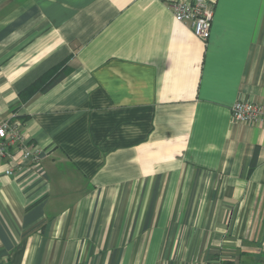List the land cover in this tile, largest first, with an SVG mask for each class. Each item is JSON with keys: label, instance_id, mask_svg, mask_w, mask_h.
Listing matches in <instances>:
<instances>
[{"label": "crops", "instance_id": "1", "mask_svg": "<svg viewBox=\"0 0 264 264\" xmlns=\"http://www.w3.org/2000/svg\"><path fill=\"white\" fill-rule=\"evenodd\" d=\"M168 1L0 0V264H264V0Z\"/></svg>", "mask_w": 264, "mask_h": 264}, {"label": "built area", "instance_id": "2", "mask_svg": "<svg viewBox=\"0 0 264 264\" xmlns=\"http://www.w3.org/2000/svg\"><path fill=\"white\" fill-rule=\"evenodd\" d=\"M166 7L179 23L189 26L196 38L202 42L207 41L213 18V5L206 0H169ZM231 118L240 125H264V104L238 100L231 108ZM42 156L41 148H31L25 143L16 121L0 119V158H7L11 162L9 168L4 171L6 176H14L20 170L17 161H27L37 166Z\"/></svg>", "mask_w": 264, "mask_h": 264}, {"label": "trees", "instance_id": "3", "mask_svg": "<svg viewBox=\"0 0 264 264\" xmlns=\"http://www.w3.org/2000/svg\"><path fill=\"white\" fill-rule=\"evenodd\" d=\"M50 74H51V72L48 73L47 75H45L44 77H42L41 79H39L38 81H36V82L30 87V91H33V90H35V87L40 86L41 84H44V83L47 81L48 76H49ZM53 83H55V82H53Z\"/></svg>", "mask_w": 264, "mask_h": 264}]
</instances>
